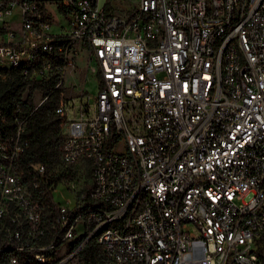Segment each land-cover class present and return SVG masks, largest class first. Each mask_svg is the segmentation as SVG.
<instances>
[{"label":"built area","instance_id":"built-area-1","mask_svg":"<svg viewBox=\"0 0 264 264\" xmlns=\"http://www.w3.org/2000/svg\"><path fill=\"white\" fill-rule=\"evenodd\" d=\"M13 69L54 81L62 141L57 172L29 160L28 115L0 109V264L89 240L104 264H261L264 0H0Z\"/></svg>","mask_w":264,"mask_h":264},{"label":"trees","instance_id":"trees-1","mask_svg":"<svg viewBox=\"0 0 264 264\" xmlns=\"http://www.w3.org/2000/svg\"><path fill=\"white\" fill-rule=\"evenodd\" d=\"M53 86V80L27 81L17 70H10L8 77L0 80V109L11 111L17 104L21 105L22 114L28 115L24 132L29 141L27 158L34 162H43L48 169L57 172L60 169L62 131L60 115L55 111L60 91ZM36 90H41L47 98L34 108ZM83 177L85 183H88L91 177L89 167L83 172ZM76 244L77 241L73 243V247ZM260 257L261 264H264V254H260ZM74 259L76 264H104L105 258L100 245L89 240Z\"/></svg>","mask_w":264,"mask_h":264},{"label":"rangeland","instance_id":"rangeland-1","mask_svg":"<svg viewBox=\"0 0 264 264\" xmlns=\"http://www.w3.org/2000/svg\"><path fill=\"white\" fill-rule=\"evenodd\" d=\"M81 65L83 66L84 64L81 63ZM92 85H94V79L93 77H89L87 87H92ZM41 94H42L41 90H36L34 92V100L38 101L41 97ZM73 186H74L73 183H64V182L58 183L53 191V197L55 201L65 205H72L75 201V192L72 190ZM74 187H76V185ZM73 263L76 264V259H74L71 262L70 261L67 262V264H73Z\"/></svg>","mask_w":264,"mask_h":264},{"label":"water","instance_id":"water-1","mask_svg":"<svg viewBox=\"0 0 264 264\" xmlns=\"http://www.w3.org/2000/svg\"><path fill=\"white\" fill-rule=\"evenodd\" d=\"M103 3V0H99V5H101Z\"/></svg>","mask_w":264,"mask_h":264},{"label":"bare ground","instance_id":"bare-ground-1","mask_svg":"<svg viewBox=\"0 0 264 264\" xmlns=\"http://www.w3.org/2000/svg\"><path fill=\"white\" fill-rule=\"evenodd\" d=\"M89 80V79H88Z\"/></svg>","mask_w":264,"mask_h":264}]
</instances>
